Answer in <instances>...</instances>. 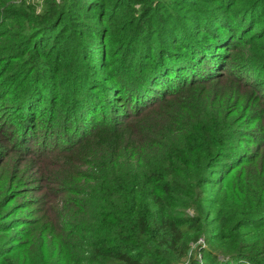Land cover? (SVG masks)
Returning <instances> with one entry per match:
<instances>
[{
    "label": "trees",
    "instance_id": "trees-1",
    "mask_svg": "<svg viewBox=\"0 0 264 264\" xmlns=\"http://www.w3.org/2000/svg\"><path fill=\"white\" fill-rule=\"evenodd\" d=\"M255 1L249 5L253 6ZM180 5L189 7L192 3L190 0H0V93L5 90L3 86L11 82L19 83V90L15 91L16 95H20L17 96L18 101L0 108V113L6 112L13 118L10 120L12 126L15 124L14 128L10 127L12 133L18 129L15 119L19 117L18 123L22 117L29 120L36 106L42 110L41 97H45L44 106L49 111L62 90L78 92L84 76L77 71L88 66L78 59L86 56L84 51L87 46L92 47L91 36L97 38V31L98 37L116 43L111 49L120 50L119 55L128 52L133 44L137 50L134 53L136 75L130 79L138 77L142 81L130 82L135 84L131 87L127 86L128 81H124L127 97L135 100L131 115L89 129L92 120L86 109H92L93 103L102 105L99 101L110 105V99L105 101L107 98L99 93L89 95L93 99L90 103L85 102L87 98L81 100L71 96V103L60 111V124L66 122L71 108L81 113L78 128L65 140L67 144L63 146V151L70 153L71 161H76L78 169L81 167L82 170L72 176L65 175L64 179L55 173L41 180L57 184L59 180H65V184L71 183L75 190L82 192L77 199L69 201L66 197L63 200L64 205L76 209L74 222L68 229L65 226L68 223L63 221L66 216L64 212L47 211L48 218L60 220L56 228L58 234L71 233L80 240L71 252L73 264H179L184 259L188 264H213L218 260L216 253L227 260L222 259L215 264H234L229 259L239 260L240 264H262L257 256L264 254V238L255 242L259 247L254 249L252 236L256 235L252 234L264 229V115L249 132L251 140L255 142L254 151L245 155H240V152L234 154L232 142L234 138H239L236 134L237 120L231 123L229 119L230 112L236 109L231 107L233 111L226 112L227 102L232 101L214 91L211 85L202 87L200 92L204 93L203 97L189 100L180 97L184 87L201 80L191 79L190 73L197 60L196 44H202L205 40L200 33L205 35L211 29L207 21L199 26V19L192 18L194 20L190 24L195 31H178L180 36L188 37L180 42L182 49L177 50L169 40L170 34L177 30L168 29V25L185 24L183 18L186 17H183ZM88 13L103 16L109 26L95 24ZM200 14H203L200 20L208 17L204 11ZM240 24L242 31H246L248 26ZM197 27L202 30L196 31ZM193 32L194 38L188 39ZM162 37L168 42L167 45L157 44ZM226 43L225 47L230 46ZM102 44L105 48L106 44ZM148 47L155 56L146 71H142L141 61L148 58L143 49ZM216 48L220 50L221 45ZM233 48L230 47V50ZM215 55L213 53L212 58L215 67L221 70L222 66H228L221 63L222 56ZM178 66L187 69L177 73L174 68ZM211 66L203 69L206 71L199 77L204 78L208 70L213 71ZM258 66L264 67V62ZM183 77L184 80L181 79ZM27 79L32 81V85L24 86ZM105 80L109 84L112 78ZM87 85L93 86V90L107 86L92 80ZM157 85L169 87L175 106L169 107L168 112L159 117L140 125H131L135 123L132 119L136 115L146 113L151 108L143 109L139 101L151 94ZM135 86L137 88L132 89ZM108 89L113 91L111 85ZM194 89H191L189 96ZM257 95L264 98L262 92ZM167 100L160 97L158 102ZM192 103L197 104L194 110ZM213 106H218L214 112L211 109ZM186 116L192 117L196 130L183 135V141L179 142V137L173 135V126ZM50 117L48 112L43 126ZM82 118L85 120L83 123L88 122L87 125H82ZM27 124L22 130L26 129ZM96 131L104 133L102 142L89 144L92 146L87 148L83 159L74 156L75 151L83 149L90 137L98 133ZM74 134H77L76 137ZM85 135L88 136L87 140H84ZM18 136V140L25 144L27 133H19ZM7 140L9 150H14L15 141L12 137ZM22 143L19 151L27 156L29 146ZM33 153V160H36L37 156L43 154V149ZM226 154L231 155V161L224 163L219 172L209 173L212 168L206 169L205 166L213 165L218 157ZM252 162L256 164L245 166ZM243 168L248 170L245 172ZM239 176L243 188L238 190V184L233 179ZM232 183H235V187ZM205 184L210 185L208 192ZM78 186L82 189H78ZM213 194H216L215 199ZM58 196H61L60 193L55 195L56 203L59 202ZM218 197L239 198L240 201L235 204L236 212L217 206ZM3 214V209H0V233L20 224V218L10 217V212L6 216ZM38 223L27 221L28 230L23 233L14 231L8 241H0V264H54L44 261L40 245L35 251L27 253L34 247L31 241L35 237L32 234L37 231ZM17 234H23L26 239L19 243ZM201 240L207 242V248L198 249L202 256L198 261L188 255V250L191 244L198 247ZM46 242L42 240V244ZM20 248H24L25 256L35 253L29 256V263L25 259L19 260ZM257 249L260 253L253 252Z\"/></svg>",
    "mask_w": 264,
    "mask_h": 264
},
{
    "label": "rangeland",
    "instance_id": "rangeland-1",
    "mask_svg": "<svg viewBox=\"0 0 264 264\" xmlns=\"http://www.w3.org/2000/svg\"><path fill=\"white\" fill-rule=\"evenodd\" d=\"M190 1L192 6L187 7L186 5H180L181 9L183 10L182 13H184L183 17H186L183 18L186 21L185 24L182 26H173L167 24L168 29L171 27L177 30L170 34L171 38H173V40L171 38L169 39L170 42L174 44V47L177 50L182 49L179 47L180 42L182 43L185 39H187L188 36H180L178 31L180 29H182L181 32H185L186 30H188L189 33L191 31H195V27L190 24V22L194 20L192 18L197 17L199 19V26L202 25L204 21H207L208 26H210L211 29L210 33H206L205 35L200 33V36H204L203 38L205 40L202 44H196L197 60L194 62L195 66L193 69H191L193 70L192 73H190L191 79L194 78L196 80H201L199 82H195L194 85H190L191 87L187 86L191 89L195 88L191 96H189L191 89L184 87L180 97L184 100H187V98L189 100L195 97H203L204 93L200 92L202 87L211 85L214 91L222 93L228 101H232L227 102L228 104L226 112L228 113L230 110L233 111V108L236 109L233 112H230L231 117L229 119V122L231 123L237 120L236 128L238 129V132L236 134L239 138H234L235 141L232 142L235 149L234 154L237 152H240V155L251 154L254 151L253 149H255V142L251 140V135L249 132L254 129L255 125H258L259 120H261V115H264V98L260 95H257L260 92L264 94V67L258 66L264 62V0H257V2L255 1L253 6L249 4L252 3V1L254 2V0H202L203 2H199L197 0ZM203 11L208 17L200 20L203 15L200 13ZM87 15L90 16V20L95 24H98L101 27H105V25L109 26V24L104 22L103 16L96 17L92 13H88ZM240 23L248 26L246 31H242ZM262 28L263 32H261ZM97 30L100 32L102 31L100 28ZM197 30L201 31L202 28L197 27L196 31ZM214 34L215 36H213ZM96 35L97 38L91 36L93 44L92 47H86V51H84L86 56L84 58L82 57L78 59V61L87 63L88 65L87 67H84L83 70L79 69L77 71V73L79 72L84 76V80L81 81V86L79 87L78 92L72 93L68 89L62 90L60 97L55 99V102L49 111L46 106H44L46 101L45 97H41V104L43 105L42 110L40 106H36L34 111L31 113V118H29L30 121L22 117V121L18 123L19 117L15 119L17 121L16 125L18 129L13 133L10 132L12 129L10 128L12 126L10 120H13V118L10 117L11 115L7 114L6 112L0 113V209H3L4 211L2 216H6L10 212V217L20 218V224H16L17 226H14L12 229L0 233V241L2 239L8 241V237H10L14 231L18 230L19 232L23 233L28 230L29 228L26 224L27 221H39L37 224V231L32 234L35 237L32 238L31 241L34 247L30 250H27V253L35 251L36 247L40 245L43 259L47 263L73 264L71 261V252L73 251L75 244H78L80 241L71 233L67 234L65 232V234H58L59 232H57L56 228L59 226L60 220H57L56 217L53 219L48 218L47 211L64 212L66 216L63 218V221L68 223L65 225L68 229L71 223L74 222L75 218L73 213L76 211V209L71 206L64 205L63 200L66 197L70 199L69 201L72 199H77L76 197H81L80 194L82 192L75 190L71 183L68 185L65 184V180H59V184L56 182H51L50 180L44 183L41 180V178L44 176H53L55 173L58 174L59 178L64 179L66 178L65 175L72 176L75 172L77 173V171L82 170L81 167L78 169L79 166L76 164V161H71V155H69L70 153L63 151V146L67 144V139L71 137L70 133L74 132L75 128H78V121L81 113L80 111H77V109L71 108L70 113L67 114L66 122L64 124H60V111H63L68 103H71V96L76 98L79 97L81 100L87 98L85 102L90 103L92 98L89 95H97L99 93L107 98L105 101L110 99V105H108L107 102L103 103V101H99V104L102 105L96 106V104L93 103L94 106L92 109L88 107L89 109H86L85 112H87V115L91 116L92 120L90 122L92 126H88L89 129H91L95 126L100 127L102 125H108L113 119L117 121L121 120V118L131 115L130 113L133 110L132 108L135 106V100L127 97L124 81L129 82L127 84L128 87L135 85L134 83L142 81V79L139 81L138 77H135L133 80L130 79L132 75H136L134 72L137 68L136 58L134 56V53L137 51L136 48L134 49L135 44H133L130 50L124 55H119L120 50L117 51L116 49L112 51L111 49L112 47H115V42H107L106 40H103L102 37H98V31L96 32ZM193 38L194 32L188 39L192 40ZM226 42H228L230 46L225 47L227 46ZM102 43H104V45L106 44L105 48L103 47ZM167 43L168 42L162 37L161 41L159 40L157 44L167 45ZM212 44H214V46H212ZM43 45L44 44H42V46ZM219 45H221V48H219L220 50L216 48V46ZM153 46L154 45H152V47ZM230 47H234L233 50H230ZM75 50L78 51L79 49ZM143 51L145 57H148L146 60L143 59L141 61L143 63L142 71H146V68H148L150 62L152 63L154 60L155 54L154 52H150L149 47L143 49ZM213 53L216 54L215 56L217 57L219 55L222 56L221 63L224 62L225 64H228V66H224V68L222 66L221 70L215 67V61H212ZM209 65H212L210 68L213 69V71L208 70L206 72L207 75H204V78H200L199 76L203 75L204 71H206L202 70L208 68ZM174 69V71H177V73H182L187 68L184 66H178ZM229 71H231V73L234 75L229 74ZM175 75H173L174 78L179 80L178 77H175ZM230 75L235 76L238 79L231 77ZM1 77L3 76L1 75ZM105 78H112V80L109 81L108 84ZM170 79L173 78L170 76ZM181 79L184 80V77ZM91 80L95 81L96 84L107 86L106 88L104 87L105 89L93 90V86L87 85ZM31 82L27 79L24 86L29 84L32 85ZM201 82H204V84L202 85ZM177 83L178 85L180 84L179 81H177ZM110 85L112 86L113 91L108 89V86ZM3 87L5 90L0 93V108L11 104L13 101H18L17 96H20L15 94V91L19 90L18 82H11ZM176 87L177 86L174 88ZM136 88L137 87L135 86L132 89ZM171 89L173 88L171 87ZM171 93L172 92L169 87L166 88V86L160 87L157 85V88H155L151 94L148 93L146 97L139 101V103L142 104L143 109L147 107L151 108L146 113L143 112L140 115H136V118L132 119L135 121V123H132L131 125H136V123L140 125L141 122L152 120L153 118L159 117L163 113L168 112L169 107L175 106L174 102L172 101V97L174 95L171 96ZM160 97H166V99L169 100H167V102H158ZM196 105V103L191 104L192 110H194L193 108ZM217 107H211L212 111L214 112ZM231 107L233 108L231 109ZM93 109L94 112L91 113V110ZM135 110L140 109L135 108ZM48 112L49 116L51 115V117L47 118L45 125L43 126V122ZM83 118L82 125H85L88 122L83 123L85 121ZM192 120L193 119L191 116H186L173 126V135L179 137V142L183 141V135H187L188 132L196 130ZM25 124H27L26 129L22 130ZM262 125L264 126V122ZM14 126L12 127L14 128ZM96 132L98 133L90 137L83 149L75 151L76 153L74 156L83 159L82 156H85L87 148L92 146L89 144L95 145L99 144V142H102L104 133L99 131ZM19 133H27L28 139L25 144L22 143L21 140H18ZM74 135L76 137L77 134ZM11 137L15 141L16 146L12 151L9 150L10 145L8 143L9 141L7 140ZM87 139L88 136L85 135L84 140ZM21 143L25 146H29L30 153L27 156H23L22 152L19 151ZM180 144H178V146ZM40 148L43 149V154L39 153L40 155L36 157L37 159L33 160L34 153L32 154V151L37 150V152H39ZM229 152L232 154V151ZM141 155L145 156V153H142ZM230 161L231 155L226 154L225 156L218 157L213 165L210 164V166L205 167L206 169L212 168L209 173L211 171L216 173L219 172L223 165H225L224 163H228ZM262 163H264V161H262ZM255 164L256 163L252 162L245 166L251 167ZM243 169L245 172L248 170L247 168ZM240 177L241 176L233 179V181H236L238 184V190L243 188L241 187L242 181L239 183ZM232 186L235 187V183H232ZM204 187L208 192L210 185L205 184ZM57 189H59L57 193H60L61 196H58L59 202L56 203L55 195L57 193L55 192ZM78 189L82 188L78 186ZM238 190L236 192H238ZM212 197L215 199L216 194H213ZM239 201V198L234 200L232 197L228 199L218 197V202L216 205L221 206L222 208L231 212H236L235 204H238ZM263 230L264 229H258L255 234H252L256 235L252 236L254 238V249L255 247H259L255 242H258V240H263L264 238ZM16 239H18V241H20L19 243H21V241L26 238L23 236V234H17ZM35 239L39 240H36L37 245H35ZM42 240H47V242L42 244ZM198 242V247L193 246L192 244L190 245L188 255L195 257L199 261L201 260L202 256L198 253V249H206L207 242L204 240ZM218 246L216 245V247ZM20 249V261L25 259L26 262H28L29 256L31 257V255L35 254L33 253L31 255L25 256L23 255L25 254L23 250L24 248ZM211 251H214V249H211ZM253 252L260 253V250L257 249ZM216 254L218 258V260H216L217 263H219L222 259L227 260L220 256L221 254ZM257 258L260 259L262 264H264V254H260V256H257ZM229 261L234 264H240L239 260L234 261L229 259ZM179 264L188 263L184 259L183 262Z\"/></svg>",
    "mask_w": 264,
    "mask_h": 264
}]
</instances>
